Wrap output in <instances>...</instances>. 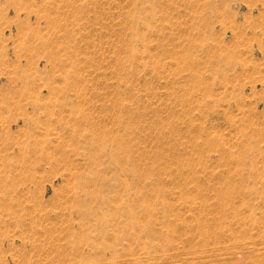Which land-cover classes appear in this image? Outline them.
I'll return each mask as SVG.
<instances>
[{
	"label": "rangeland",
	"instance_id": "rangeland-1",
	"mask_svg": "<svg viewBox=\"0 0 264 264\" xmlns=\"http://www.w3.org/2000/svg\"><path fill=\"white\" fill-rule=\"evenodd\" d=\"M0 264H264V0H0Z\"/></svg>",
	"mask_w": 264,
	"mask_h": 264
}]
</instances>
